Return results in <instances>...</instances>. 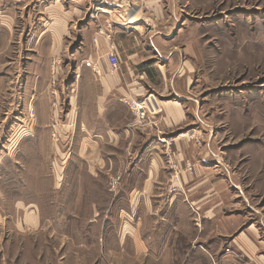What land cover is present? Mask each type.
<instances>
[{"label":"rangeland","instance_id":"rangeland-1","mask_svg":"<svg viewBox=\"0 0 264 264\" xmlns=\"http://www.w3.org/2000/svg\"><path fill=\"white\" fill-rule=\"evenodd\" d=\"M63 1L0 0V188H5L0 191V214L7 226L22 219L13 215V207L31 202L30 192L20 190L29 189L31 181L45 183L61 176L62 160L54 161L53 151L62 148V142L67 147V137L58 131L68 123L70 96L83 61L78 54L77 26L69 25L64 35L53 37L54 22L60 21L56 12L61 11ZM172 2L168 9L175 8L172 35L181 33L182 44H190L194 52L195 129L190 131V159L180 165L171 146L166 150L164 170L170 181L165 189L173 188L181 173L193 177L196 167L211 171L222 182L214 187L222 194L224 215L242 225L241 229H250L264 245V0ZM46 31L51 33L38 38ZM188 163L192 172L186 169ZM47 196L38 200L45 213L42 217L56 229L61 217L55 213L61 211V200ZM164 207L163 201H153L151 214L142 221L144 234L154 241L162 239ZM187 208L185 223L197 222ZM120 218L108 215L106 224H121ZM84 219L75 217L71 223L79 227ZM148 227L152 229L147 232ZM11 232L6 225L0 227V264H22L28 255L37 264H153L131 256L130 248L118 247L113 231L101 235L69 232L68 236L52 231L37 237L48 243L36 250L18 247L19 241L28 238ZM67 237L70 241L65 247ZM100 238L102 247L95 245ZM4 240L7 245L2 244ZM224 252L230 254L227 249ZM258 264H264V246Z\"/></svg>","mask_w":264,"mask_h":264},{"label":"crops","instance_id":"crops-1","mask_svg":"<svg viewBox=\"0 0 264 264\" xmlns=\"http://www.w3.org/2000/svg\"><path fill=\"white\" fill-rule=\"evenodd\" d=\"M172 1L64 0L61 11L56 12L60 21L53 20V37L64 35L69 25L77 26L78 54L83 61L70 96L68 123L58 131L67 137V147L62 142V148L57 146L53 151L54 161L59 157L62 160L60 178L45 183L31 181L29 189L20 190L30 192L31 202L13 207V215H21L19 223L7 226L0 214V227L6 225L11 233L28 238L19 241L18 247H44L48 242L37 237L52 231L67 236L69 232L101 235L113 231L118 247L130 248L131 256L153 264L261 262L263 242L250 229H241L242 225L224 215L222 194L214 187L222 182L214 173L196 167L193 177L181 173L174 187L165 189L169 180L164 170L168 156L159 139L171 142L175 161L181 165L190 159V131L195 129L191 95L194 52L190 44H182L181 33L172 35L176 21L175 8L168 10ZM109 22L113 23L107 31L109 38L100 36L94 45L96 30ZM47 32L51 33L41 32L38 38H45ZM112 52L119 61L114 73H110L107 60ZM87 62H92L99 75L85 65ZM132 100L144 101L159 122L158 132H139L131 127L133 113L128 102ZM115 179L120 182L111 188ZM48 194L61 200V211L55 213L61 217L56 229L42 217L45 213L38 202L47 200ZM155 200L166 206L159 241L144 234L142 223L145 215L151 214ZM188 206L195 223H185ZM111 214L121 217V224H106L105 218ZM82 216L83 225L74 227L73 218ZM151 229L148 227L147 232ZM68 241L69 238L63 246L67 247ZM103 243L100 238L95 245L102 247ZM24 259L22 264H37L31 255Z\"/></svg>","mask_w":264,"mask_h":264},{"label":"built area","instance_id":"built-area-1","mask_svg":"<svg viewBox=\"0 0 264 264\" xmlns=\"http://www.w3.org/2000/svg\"><path fill=\"white\" fill-rule=\"evenodd\" d=\"M112 22H109L106 24V26L99 27L96 30V33L92 39V42L94 45H97L98 37L103 36L105 38H109V34H107V31L112 28ZM107 60L109 63V71L110 73H114L118 69L119 61L118 57L114 52L109 53L107 55ZM87 67H91L93 69V72L97 75H99L100 71L97 70L92 64V62L85 63ZM128 106L132 110L133 113V122L132 127L140 130V131H147V130H154L158 132L159 130V122L157 121L156 117L152 115L146 108V105L144 101L141 100H132L128 102ZM160 143L165 144L166 150L170 151L171 142H166L165 140H160ZM175 165V164H173ZM186 169L188 172H192V167L188 163L186 166ZM174 170L178 172V167L175 165ZM118 179H115L114 181H111L110 186L111 188H115V185L117 184Z\"/></svg>","mask_w":264,"mask_h":264}]
</instances>
